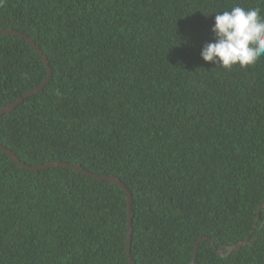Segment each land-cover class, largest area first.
Instances as JSON below:
<instances>
[{"label":"trees","instance_id":"1","mask_svg":"<svg viewBox=\"0 0 264 264\" xmlns=\"http://www.w3.org/2000/svg\"><path fill=\"white\" fill-rule=\"evenodd\" d=\"M236 5L264 16V0L0 6V29L52 68L0 116V143L31 166L119 177L135 264H264V56L230 70L201 56L215 13ZM48 75L32 44L0 33V109ZM127 232L120 185L0 150V264H130Z\"/></svg>","mask_w":264,"mask_h":264},{"label":"clouds","instance_id":"2","mask_svg":"<svg viewBox=\"0 0 264 264\" xmlns=\"http://www.w3.org/2000/svg\"><path fill=\"white\" fill-rule=\"evenodd\" d=\"M5 0H0V6ZM214 42L207 43L201 52L206 62L231 69L254 65L264 56V16L259 7L236 5L231 10L215 13L211 29Z\"/></svg>","mask_w":264,"mask_h":264},{"label":"water","instance_id":"3","mask_svg":"<svg viewBox=\"0 0 264 264\" xmlns=\"http://www.w3.org/2000/svg\"><path fill=\"white\" fill-rule=\"evenodd\" d=\"M0 33L3 34H14V35H20L22 37H24L30 44H32L39 52V54L42 56L43 61L48 65L49 67V75L46 78V80L44 81L42 86H38L33 88L32 90H30L29 92H27L26 94H24L23 96L19 97L15 102L8 104L7 106L3 107L2 109H0V116H2L3 114L12 111L19 103L23 102L26 98H28L29 96L33 95L34 93H37L41 90V88L47 84V82L49 81V77L52 74V68L51 66H49V60L46 56L43 55V52L40 50L39 46L36 45V43L28 36L24 35L23 33L14 30V29H0ZM0 150H2L5 154H7L13 161H15L16 163H18L21 167L27 169V170H31V171H38V170H42V169H47V168H55V167H68V168H72L80 173H83L85 175H88L90 177H94V178H98L101 180H106L109 181L111 183H115L120 185L124 190L125 193L127 195V202H128V232H127V244H126V251L128 253L129 256V262L130 264H135V262L133 261L132 257H131V241H132V233H133V208H132V195L130 190L127 188V186L125 185V183L122 182V180L119 177L116 176H109V175H99V174H95L91 171H88L87 169L83 168L81 165L78 164H74V163H69V162H62V161H49L45 164L42 165H35V166H31L26 164L25 162L21 161L17 154L8 149L6 146H4L2 143H0ZM264 209V204L262 205L258 215H257V221L259 219V215L261 210ZM208 239V237H203L200 238L196 241L195 243V251H194V256L195 258L197 257V250H198V246L200 244L201 241ZM256 239V238H255ZM254 239V240H255ZM250 243V239L246 238L242 241H239L238 243H236L235 245H227L226 246V254H229L235 250L240 249L242 246L246 245ZM217 252L222 254V250L221 249H217ZM191 264H195V259L193 260V262Z\"/></svg>","mask_w":264,"mask_h":264}]
</instances>
